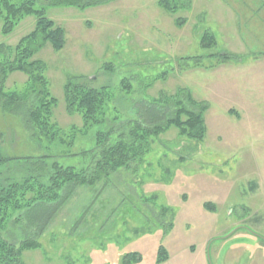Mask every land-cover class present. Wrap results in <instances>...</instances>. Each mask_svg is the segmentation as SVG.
<instances>
[{
  "label": "rangeland",
  "instance_id": "obj_1",
  "mask_svg": "<svg viewBox=\"0 0 264 264\" xmlns=\"http://www.w3.org/2000/svg\"><path fill=\"white\" fill-rule=\"evenodd\" d=\"M35 1L36 8L44 4ZM175 1L173 12L158 0L46 6L45 15L65 30V45L55 51L46 42L33 57L44 63L57 100L51 122L63 141H37L22 116L0 108L5 156L51 155L63 166L85 167L90 158L80 153L95 147L97 132L139 117L153 102L165 105L155 99L180 89L207 105L206 134L194 141L170 126L140 163L94 185L71 186L36 238L40 246L22 252L26 264H264V0ZM2 25L0 20V61L13 57L35 16H25L8 34ZM206 31L215 37L210 47L200 44ZM68 80L108 88L101 124L83 127L79 114L66 112ZM25 81L15 71L4 88L20 91ZM247 98L261 102L250 105ZM13 165L17 177L29 174ZM32 231L24 221H9L2 236L18 242ZM159 252L165 256L160 262ZM133 253L139 260L123 262Z\"/></svg>",
  "mask_w": 264,
  "mask_h": 264
},
{
  "label": "trees",
  "instance_id": "obj_2",
  "mask_svg": "<svg viewBox=\"0 0 264 264\" xmlns=\"http://www.w3.org/2000/svg\"><path fill=\"white\" fill-rule=\"evenodd\" d=\"M43 1L44 4L36 8L35 0H0L3 34L10 33L25 16H35L34 29L14 46L13 57L0 61V108L4 113L22 116L23 126L37 141L45 139L53 142L59 139L62 142L59 129L51 122L52 109L57 100L50 95L48 81L43 75L44 63L33 57L46 42L55 51L65 45V30L45 15V8L86 7L110 0ZM176 3L175 0H158L161 8L171 12L177 8ZM176 23L182 24L183 21L176 19ZM214 43V35L204 32L201 46L210 47ZM105 67L109 69L110 65ZM15 71L26 75L22 90H6L4 82L8 74ZM126 84L127 79L123 80V86L129 87ZM63 92L66 112L79 114L83 127L104 121L105 106L111 97L107 87L91 88L68 80ZM30 96L32 99L28 98ZM155 100L166 104L162 106L153 102L144 107V113L139 117L119 120L117 126L113 124L108 131L97 132L95 147L80 153L90 158L85 167L63 166L56 160L50 161L51 155L8 157L0 148V264H26L22 260V252L40 246L36 238L69 198L71 186L94 185L120 169L129 168L135 162L140 163L150 151L153 139L170 126L176 127L180 136L194 141L204 139L205 103L196 101L186 89H180L173 95H160ZM13 162L22 165L29 174L19 177L12 174ZM166 212L162 209L161 216L164 217ZM15 214L19 216L13 218ZM9 221L18 226L22 221L26 222L33 230V237H24L18 242L4 239L2 230ZM139 257V254L133 253L124 257L123 262L137 261ZM164 258V253L159 252L157 261Z\"/></svg>",
  "mask_w": 264,
  "mask_h": 264
},
{
  "label": "crops",
  "instance_id": "obj_3",
  "mask_svg": "<svg viewBox=\"0 0 264 264\" xmlns=\"http://www.w3.org/2000/svg\"><path fill=\"white\" fill-rule=\"evenodd\" d=\"M246 103L247 104H250L249 102H251L252 101V103H253V105L256 103V102H261L260 100H257V98H247L246 99ZM251 105V104H250ZM251 108V107H250ZM250 108H248V110H249V112H250ZM228 113H230L231 115H234V117H236V120L239 122V121H241V114L239 113H237L234 109H232V108H230V109H228ZM250 116H249V118H252V116H254L255 114L254 113H252V112H250ZM247 118H248V115H247Z\"/></svg>",
  "mask_w": 264,
  "mask_h": 264
},
{
  "label": "water",
  "instance_id": "obj_4",
  "mask_svg": "<svg viewBox=\"0 0 264 264\" xmlns=\"http://www.w3.org/2000/svg\"><path fill=\"white\" fill-rule=\"evenodd\" d=\"M256 236H258V235H256ZM258 237H260V235L258 236ZM263 237H261V239H262Z\"/></svg>",
  "mask_w": 264,
  "mask_h": 264
}]
</instances>
